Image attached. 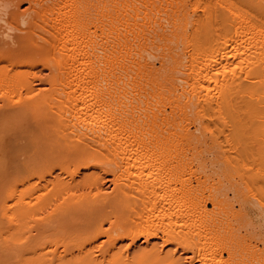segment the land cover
Listing matches in <instances>:
<instances>
[{
    "label": "bare ground",
    "instance_id": "obj_1",
    "mask_svg": "<svg viewBox=\"0 0 264 264\" xmlns=\"http://www.w3.org/2000/svg\"><path fill=\"white\" fill-rule=\"evenodd\" d=\"M0 264H264V0H0Z\"/></svg>",
    "mask_w": 264,
    "mask_h": 264
},
{
    "label": "rangeland",
    "instance_id": "obj_2",
    "mask_svg": "<svg viewBox=\"0 0 264 264\" xmlns=\"http://www.w3.org/2000/svg\"><path fill=\"white\" fill-rule=\"evenodd\" d=\"M139 244V243H138Z\"/></svg>",
    "mask_w": 264,
    "mask_h": 264
}]
</instances>
